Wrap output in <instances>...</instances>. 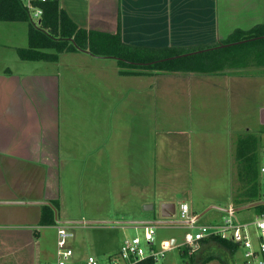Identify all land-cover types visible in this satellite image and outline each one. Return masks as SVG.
Here are the masks:
<instances>
[{"label": "rangeland", "instance_id": "1", "mask_svg": "<svg viewBox=\"0 0 264 264\" xmlns=\"http://www.w3.org/2000/svg\"><path fill=\"white\" fill-rule=\"evenodd\" d=\"M58 1L59 5L61 3L68 10H73V7L84 8L83 0ZM261 44L262 42L255 41L238 46L237 49L240 50L236 55H229L233 69L227 67L222 70L231 75L233 72V75L220 76L218 84L210 82L215 76L197 74L185 78L161 74L136 81L134 78L119 76L118 60L82 54L87 55V61L93 64L91 68L96 83L106 86V73L111 79L115 75L119 78L105 82L122 85V104H116L112 112L111 117H118L116 126L111 122L112 118L108 121V118L103 116L88 128L87 117L81 115L82 119H77L74 128L71 127L73 129L69 131L70 134H90V131H94L98 137L94 143L91 139L86 140L84 149L92 145L95 149L103 146L104 155H100L101 152L96 153L77 171L64 169L60 179L63 204L59 218H75L84 214L111 219L124 216L123 218H139L141 221L156 218L155 221H160L157 207L145 209V205L141 207L134 203L122 204V192L127 194L128 191L130 195H135L130 193L131 187L141 181L136 177V174L141 173L126 170L131 165L127 166L124 158L132 152L146 157L151 152L153 156L158 153L157 157L161 156V161H165L166 157L163 156L169 154V164L163 166L164 170L153 172L151 179L162 191L186 192L187 195H176L178 200L189 197L196 210L208 200L217 197L224 200L229 195V190L230 194L234 192L236 195L234 190L242 187V191L250 193L256 184L262 183V178L257 173L258 166L264 159V65L259 66L264 62V55L259 56L264 51V45ZM230 60L228 64H231ZM197 79L204 82L196 83ZM247 136H255L258 139L253 161L249 158L244 160L238 155L237 143ZM201 145L203 147L199 149ZM226 151L227 155H222V152ZM229 154L231 159L228 168L226 158ZM204 156L209 158L205 159ZM97 160L101 163L99 168L96 167ZM119 160H122V164ZM119 165H122V171L114 172V168ZM70 166L76 169L78 165L69 164L68 168ZM92 167L98 172L90 171ZM145 174L147 175H142ZM262 193L264 194V188ZM177 206L179 211L178 201ZM229 206V209H236L233 201ZM256 214L253 208L232 214L209 212L198 218L196 225L219 223L227 218L237 223H253ZM179 218L177 212L171 221H178ZM3 224L8 225L4 230L6 232L0 231V264H56L57 249L56 245L54 247L53 237V241L48 238L45 242L42 238L40 244L32 242L28 246L26 233L18 237L9 234L16 226L10 224H22L21 221L14 220L13 223ZM68 226L74 234V238L68 242L73 250L70 264H85L88 257H94L101 264H105L110 255L118 254L125 240L136 236L143 237L145 225L85 223ZM153 226L157 248L163 240H171L174 237L178 241L176 247L161 261L162 264H188L189 258L182 256L183 249L189 250L188 254L193 255L189 264H201L208 256L226 260L227 255L231 257L232 264L240 263L241 251L234 255L230 250L212 241L200 243L193 251L184 239L187 232H195L193 228L181 230L183 226L176 223ZM29 231L32 232V238L36 237L33 233L35 230ZM42 231L44 234L45 231ZM251 231L254 232V228H251ZM207 264H221V261L213 259Z\"/></svg>", "mask_w": 264, "mask_h": 264}, {"label": "crops", "instance_id": "2", "mask_svg": "<svg viewBox=\"0 0 264 264\" xmlns=\"http://www.w3.org/2000/svg\"><path fill=\"white\" fill-rule=\"evenodd\" d=\"M83 2V9L73 7V10H68L61 3L60 6L78 26L86 29L114 34L120 23L122 40L127 44L138 46L207 44L220 46L238 30L247 31L257 25H264V0H83ZM27 44L28 25L25 22L0 20V231L6 230L8 225L3 223L21 221L22 224H10L16 226L13 227L14 230L9 231L11 232L9 234L18 237L26 233L28 246L32 242L40 244L42 238L45 242L48 238L49 241L54 239V247L56 245L57 249L56 225H39L43 206H49L54 210L57 224L109 221L114 225L130 226L123 222H141L139 218L122 216L111 219L89 217L84 214L75 218L62 220L59 218L63 204L60 181L62 172L70 168V171H77L96 153L101 152L102 155L104 149L103 146L95 149L93 145L84 149L86 140L91 139L94 143L98 137L94 131H90L92 135L87 132L70 134L69 131H72L77 119H82L81 115L87 117L88 128L103 116H106L108 121L112 118L111 122L116 126L118 117L111 116L116 104H122V85L105 82L119 79L115 73L113 79L106 73L104 78L106 86L96 83L91 68L93 64L87 61L85 57L87 55H82L86 52L62 53L54 62L23 61L17 49L24 48ZM118 74L124 77L120 74V70ZM193 74L197 73L168 75L185 78ZM232 75L229 72L212 74L209 76L215 77L211 78L210 82L218 84L220 76ZM125 76L140 81L144 77L153 78L157 75ZM195 82L204 81L197 79ZM110 137L111 135L109 139ZM202 147L203 145L199 149ZM157 154L153 156L151 152L146 157L138 152H132L124 158L127 166L131 165L126 170L141 173V175L136 174L141 181L131 187L130 193L135 195H130L128 191L127 194L122 192V204L134 203L141 207L152 205L153 209L157 207L160 221H165L161 216V206L165 203H175L177 206L178 201L179 206L181 203L188 204L190 213L195 219L212 206L229 209L233 201V193L230 194V190L224 200L217 197L203 203L197 208L199 212L191 204L189 197L178 200L176 195H187L186 192L162 191L152 181L151 175L156 170L165 169L163 166L169 164V154L166 152L167 155L163 156L166 157L165 161H161V156L157 157ZM223 154L226 156L227 151L222 152ZM204 158L209 157L204 156ZM230 159L229 154L226 158L228 168ZM97 162L96 167L99 168L101 163L99 160ZM119 162L122 164V160ZM74 163L78 165L76 169L72 166L68 168L69 164ZM114 170V172L122 171V165ZM90 171L98 172L93 167ZM143 173L147 175H142ZM147 178L149 181H146ZM54 203L58 204V211L53 206ZM209 212L225 213L211 209L205 214ZM153 219L149 221L156 220ZM23 220L29 222L24 223ZM174 223L182 225L181 230L188 229L187 222L179 219ZM32 229L35 230L33 233L36 236L33 238L32 232L29 231ZM42 230L45 231L44 234ZM170 241L178 243L174 237Z\"/></svg>", "mask_w": 264, "mask_h": 264}, {"label": "trees", "instance_id": "3", "mask_svg": "<svg viewBox=\"0 0 264 264\" xmlns=\"http://www.w3.org/2000/svg\"><path fill=\"white\" fill-rule=\"evenodd\" d=\"M42 8L44 9L43 16L38 21H33L25 5L20 0H0L1 21L25 22L28 25V44L24 48L17 49L23 61L54 62L58 60L62 53L81 51L95 57L118 60L120 74L124 76L173 73L212 75L222 72L224 68L234 67L229 55H236V52L240 50L237 49L238 46L255 41H260L262 42L261 45H264V25H257L247 31L238 30L234 32L222 43V45H233L224 48H216L219 44L168 47L131 45L122 40L120 23L117 32L114 34L90 30L78 26L59 5L58 0L45 3ZM260 55L263 57L264 51ZM228 59L231 64H228ZM257 144L258 139L255 136H247L245 139L240 140L237 143L240 158L244 160L249 158L250 161H253L256 156L255 148ZM262 190L263 186L260 182L254 186L250 193L242 191V187L234 190L236 193L235 195L233 192L234 207L261 203L253 209L256 210V215L264 213ZM53 206L58 211V204L54 203ZM42 208L39 225H57L54 210L49 206H43ZM210 241L222 245L234 255L238 253L236 244L219 236L201 241V244ZM188 252L189 250H182V256L185 259L189 258V264L193 260V255H189ZM226 258V260H222L219 257L216 258V256H208L201 261V264H207L213 259H219L221 264H232L231 257L227 255ZM139 264H154V262L144 260Z\"/></svg>", "mask_w": 264, "mask_h": 264}, {"label": "built area", "instance_id": "4", "mask_svg": "<svg viewBox=\"0 0 264 264\" xmlns=\"http://www.w3.org/2000/svg\"><path fill=\"white\" fill-rule=\"evenodd\" d=\"M26 7L31 19L38 21L44 13L42 5L55 0H20ZM264 156V147H263ZM262 178L261 185L264 188V159L258 168ZM264 199V194H263ZM179 219L187 222V227L195 229L194 233L185 234V243L193 249H197L206 239L219 236L230 240L241 251L239 264H264V213L257 215L253 223H237L230 218L223 219L219 223L202 224L197 226L196 219L191 216L190 207L186 203L179 206ZM57 235V259L56 264H70L73 250L68 242L74 238L71 228L67 224L56 225ZM254 228V232L251 231ZM143 237L136 236L125 240L120 246L118 254L110 255L105 264H139L144 260H152L154 264H162L166 254L176 244L165 240L156 247L155 228L153 225L143 226ZM85 264H101L96 258L88 257Z\"/></svg>", "mask_w": 264, "mask_h": 264}, {"label": "water", "instance_id": "5", "mask_svg": "<svg viewBox=\"0 0 264 264\" xmlns=\"http://www.w3.org/2000/svg\"><path fill=\"white\" fill-rule=\"evenodd\" d=\"M246 42V41H244ZM240 44V43H238ZM233 44H229V45H220L216 48H224V47H227V46H232ZM261 203H254V204H249V205H245V206H242V207H238L236 209H222V208H219V207H216V206H212V207H209L206 211H204L202 213L205 214L207 211L211 210V209H218V210H221L227 214H232V213H235V212H238V211H241V210H245V209H249V208H255L257 205H259ZM153 206L152 205H145V209H152ZM177 214V206L175 203H165L161 206V216L163 219H165V221H141V222H123L125 224H130V225H156V224H171V223H174V221H171L172 218H174V216H176ZM201 215V216H202ZM201 216H199L198 218H200ZM197 218V219H198ZM196 219V220H197ZM84 222H81L79 224H82ZM86 224H94V225H105V224H112V222H109V221H88V222H85ZM119 224H122V222H117ZM174 244V241L172 242Z\"/></svg>", "mask_w": 264, "mask_h": 264}]
</instances>
